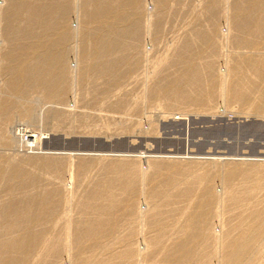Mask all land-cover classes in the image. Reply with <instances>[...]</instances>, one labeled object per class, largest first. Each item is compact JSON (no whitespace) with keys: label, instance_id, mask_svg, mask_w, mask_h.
Masks as SVG:
<instances>
[{"label":"bare ground","instance_id":"obj_1","mask_svg":"<svg viewBox=\"0 0 264 264\" xmlns=\"http://www.w3.org/2000/svg\"><path fill=\"white\" fill-rule=\"evenodd\" d=\"M168 1L154 0V3L161 9L165 8ZM253 1L236 0L233 3L234 8L248 2L251 4L244 10V17H229L230 25L236 27L235 31L245 32L244 39L237 32L233 34L235 41L240 39L249 44L254 37H264V2ZM4 2L5 6L0 7L5 44L4 49L0 50V74L5 79L0 83V88L6 97L0 98V116L4 117L0 125V146L8 149L17 142L20 150L26 148L28 152L37 147L39 151L41 136H33L22 128L14 133V138L11 136L10 127L15 115L8 111L9 106L21 105L20 98L30 91H37L48 100L62 102L64 91L70 87L69 79L85 82L98 80L104 87L96 96L107 94L111 89L110 83H118L132 73L137 65L135 38L138 37L139 28L131 16L142 12V0ZM72 4H75L79 18V27L75 30L68 27V18L74 9ZM218 12L216 5L196 13L192 24L195 27L192 28L195 31L193 36L201 40L210 37V33L198 28L205 21H213ZM159 17L150 14L149 24L158 27ZM123 19L127 24L117 26L116 22ZM56 27L61 31L54 36ZM73 35L82 38L74 68L68 61L69 50L65 46ZM124 35H130L136 42L127 43L123 39ZM182 44L153 64L154 77H148L146 96L162 105L207 106L212 100L214 87H205L204 83L214 72V59L207 60L204 56L208 53L203 51L204 58L199 60L193 56L190 42ZM175 55L180 58L181 65L175 85L160 84L155 94L152 90L158 86L156 80H159V74L164 73L162 69L168 59ZM259 58L242 65L246 68L240 70L245 73L242 77L228 83L221 81V95L230 104H242L247 106L248 112L264 116V59ZM126 101L121 100L114 106L125 107L128 104ZM27 104L20 106V114L24 119L32 115V109ZM136 111L133 105L129 108V114ZM67 118L59 117L58 126ZM73 158L71 154L53 152L40 159H21L39 171L36 176H27L20 186H11L8 190L10 203L0 208V264H64L60 259L64 247L63 236L58 229L63 220L51 219L59 212L55 208L54 198L60 195L66 204L74 205L86 219L85 222L67 221L65 235L68 244L110 235V207L115 204L130 205L129 197L134 194L140 178L138 169L128 161L131 157L127 156H87L78 158L77 163H74ZM66 164H78L75 177L79 188L83 187L79 180L88 169L95 168L101 172L109 170L111 176L107 181L91 183L75 194L73 188L70 189L62 181L61 173ZM150 165L154 171L163 169L161 163L153 162ZM213 169V164H189L183 168V178L149 189L147 198L150 206L146 211L141 210L144 217L143 214L141 216L147 220L143 223H148L149 231H157L143 238V249L132 243L137 222L132 205L127 214L128 225L120 230L118 238L115 237L124 244L123 249L112 257L100 258V252L109 250L111 242L84 247L81 252L84 257L87 252L84 264H264V164L242 165L231 172L225 178L221 195L207 187ZM13 170L11 165H0L1 178L8 179ZM46 177L53 180L52 189L43 188V179ZM55 188H62L63 191ZM185 198L188 199L186 207L171 208L173 201ZM220 207L222 211L226 207L223 212L225 222L220 226L221 230L217 231L214 221ZM178 213L179 221L168 224L167 221ZM215 247L220 249L219 257L212 253ZM80 260L77 258L72 262L70 259L69 264H79Z\"/></svg>","mask_w":264,"mask_h":264},{"label":"rangeland","instance_id":"obj_2","mask_svg":"<svg viewBox=\"0 0 264 264\" xmlns=\"http://www.w3.org/2000/svg\"><path fill=\"white\" fill-rule=\"evenodd\" d=\"M254 1L264 2V0ZM234 2L236 0H169L165 8L160 9L154 0H142V12L131 16L139 28L138 37L135 38L138 48L135 53L137 65L134 71L121 81L110 83L111 89L107 94L96 96L98 91H102L104 87L98 80L85 82L80 79H69L70 87L64 91L65 97L62 102L48 100L39 92L30 91L20 98L21 105L9 106L8 111L15 115L14 123L10 127L11 136L14 138V133L22 128V130L26 129L31 132L33 136H41L42 141L39 151L37 147L28 152L26 148L20 150L17 148V142L14 147L8 149L0 146V165L6 164L14 167L8 179H2L0 176V208L10 203L8 190L11 186H20L27 176L38 174L39 170L36 167L21 160L28 157L40 159L53 152L61 155L71 154L74 156V163H77L78 158L87 156L88 158L104 155L127 156L131 157L128 161L138 169L140 178L134 194L129 197L130 205L115 204L110 207L112 211L108 225L110 235L98 236L93 241L86 240L77 244L75 242L68 244L65 235L67 234V221L85 222V215L79 213L74 205L66 204L63 196L54 198L55 208L59 212L51 219L63 220L58 228L63 236L64 247L60 256L62 263L69 264L70 259L73 262L79 258L81 259L79 264H84L87 261V252L84 257L81 253L82 249L97 243L111 242V248L100 252V258L112 257L121 251L124 244L117 238L120 230L129 223V220L127 223V214L132 205L135 208V221H137V224L135 223L136 235L132 243L135 247L140 246L143 249V238L152 236L157 231L153 230L152 233V229L149 231L147 228L148 223L146 222L147 225L143 223L147 220L143 218L144 212L142 213L141 210L146 211L150 206L147 198L149 189L173 182L179 177L183 178L182 174L185 173L183 168L189 164L214 165V169L210 171V175L208 174L210 177L207 187L219 195L223 192L225 178L231 172L241 168L242 165L264 164V116L248 112L247 106L242 104H230L221 95V81L228 83V81L242 77L245 75L241 73L243 71H240L245 68L243 64L258 60L259 57H261L259 59H264V37H254L249 44H245L240 39L239 41L234 40L233 34L237 31H235L236 27L230 25L229 17H244V10L251 5L248 2L241 7L238 5L234 8ZM216 5L219 8L217 17L213 21L203 22L201 28H198L210 33L211 36L204 40L193 36L195 31L192 28L195 27L192 24L196 13L202 12L203 9L214 8ZM4 6V0H0V7ZM72 6L74 9L69 15L68 27L75 30L79 27V18L75 4ZM150 14L160 16L158 27L149 24ZM116 23L117 26L127 24L125 19ZM60 31V28H54V36ZM236 34L241 39L246 37L243 30H239ZM80 39L82 38L73 35L65 45L69 50L68 61L73 68L76 66L75 62L79 55ZM123 39L127 43L136 42L130 35H124ZM185 42L191 43L192 54L195 58L200 60L205 57L210 61L214 59V72L204 83L205 87L212 85L214 87L212 100H209L207 106L204 107L162 105L154 98L151 101L152 98L146 96V89L148 77H154L155 66L153 64ZM47 45L50 44L47 43ZM4 47V29L0 24V50ZM203 51L209 55L206 54L203 57ZM179 59L176 55L168 59L162 69L164 73L159 74L161 76L159 80H156V86H158L152 90L154 93L160 89L158 88L160 84L175 85L176 74L181 69ZM3 79L5 76L0 74L1 84ZM4 97H6L5 92L0 88V98ZM12 100L15 101V99ZM118 100H127L128 104L121 108L115 107L114 104L119 102ZM23 103H28L27 105L32 109V115L29 118L21 117L20 106ZM132 105L137 108V111L129 114V108ZM61 116H68V118L58 126V118ZM1 122H4L3 116H0V125ZM153 162L161 163L163 169L161 171L152 170L150 164ZM63 167L62 181L70 189L73 188L75 194L85 189L87 185L107 181L111 176L108 174L109 170L101 172L95 168L88 169L83 175L85 177L82 176L79 180V184L83 185L79 188L75 177L78 164L74 166L66 164ZM144 178L147 180L145 181ZM52 182V179L44 178L43 188L52 189L54 187ZM62 187L65 188L63 185ZM57 189L63 191L62 188L54 190ZM173 202L171 208L181 209L187 206L188 199ZM224 208L226 211V207ZM224 211L220 207L216 212L214 226L217 231L221 230L220 226L225 222ZM178 215L179 213L174 215L167 223L179 221ZM215 248L212 253L214 252V255L219 257L220 249Z\"/></svg>","mask_w":264,"mask_h":264}]
</instances>
